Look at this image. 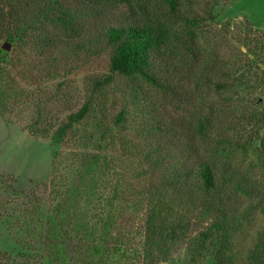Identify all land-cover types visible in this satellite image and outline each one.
<instances>
[{
    "label": "rangeland",
    "instance_id": "rangeland-1",
    "mask_svg": "<svg viewBox=\"0 0 264 264\" xmlns=\"http://www.w3.org/2000/svg\"><path fill=\"white\" fill-rule=\"evenodd\" d=\"M66 1L48 49L4 40L28 1L0 0V264L44 263L52 174L93 187L76 214L132 264H264V0ZM111 27L159 37L162 88L109 72Z\"/></svg>",
    "mask_w": 264,
    "mask_h": 264
},
{
    "label": "trees",
    "instance_id": "trees-1",
    "mask_svg": "<svg viewBox=\"0 0 264 264\" xmlns=\"http://www.w3.org/2000/svg\"><path fill=\"white\" fill-rule=\"evenodd\" d=\"M28 5L22 9L14 8L8 11L12 16V22L8 28L4 40L15 47L24 48L27 43H33L34 46L52 48L55 43L49 33H44L46 26H58L66 28L70 27L71 16L66 12H62L70 1L58 2L59 0H27ZM89 4L95 3L93 0H81ZM97 1V0H96ZM108 1V0H101ZM170 9L176 7L177 0H161ZM26 9L28 12H26ZM22 12V16L18 15ZM24 15V16H23ZM96 21V20H92ZM44 22V23H43ZM37 32L36 36L28 38L31 32ZM74 35L76 32L72 30ZM44 34V35H42ZM105 37L107 42L114 46L113 54L109 60V72L111 74H119L126 77L138 75L146 82L162 88L158 83V79L149 72L151 62L149 55L151 50L158 47L159 37L149 28L132 27L127 29L111 27L106 31ZM94 42L98 39L93 38ZM2 57V58H1ZM7 53L0 55V62L7 63ZM109 77L105 81H97L95 87L108 83ZM224 86L219 85L218 88L223 89ZM88 113V107L83 106L76 114L75 119H84ZM122 113L117 116V121H121ZM72 120V118H70ZM209 117H205L203 122L207 124ZM204 123H200L199 127L204 128ZM97 162V161H95ZM173 176L178 178V174ZM199 177L205 189H210L214 185V176L210 166L203 165L199 171ZM52 194L53 203L47 216L43 217L44 223V242L46 243L47 256L43 264H105L110 262L109 256L118 259L119 264H132L133 261L125 259L126 255L138 252L137 249L130 252L125 250L119 241L118 234L101 228V234L93 233V227L88 226L87 219H82L76 214V204L79 199L75 196L84 189L90 192L93 187L85 186L70 181L67 176L61 177L52 174L51 183L48 185ZM47 186V187H48ZM88 201H90L88 199ZM86 202V200H85ZM108 213V212H107ZM76 214V215H75ZM100 218L102 215L99 214ZM107 215V214H106ZM96 223L102 226L103 219ZM103 222V223H102ZM89 228L91 231H85ZM110 234V237H107ZM107 238H110L108 242ZM136 264H139L138 262Z\"/></svg>",
    "mask_w": 264,
    "mask_h": 264
}]
</instances>
